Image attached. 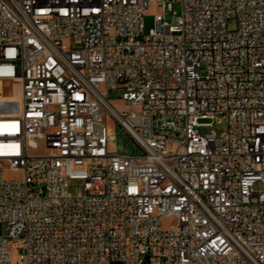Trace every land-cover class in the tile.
<instances>
[{
    "label": "built area",
    "instance_id": "obj_1",
    "mask_svg": "<svg viewBox=\"0 0 264 264\" xmlns=\"http://www.w3.org/2000/svg\"><path fill=\"white\" fill-rule=\"evenodd\" d=\"M4 81L0 264H264V0H0Z\"/></svg>",
    "mask_w": 264,
    "mask_h": 264
},
{
    "label": "rangeland",
    "instance_id": "obj_2",
    "mask_svg": "<svg viewBox=\"0 0 264 264\" xmlns=\"http://www.w3.org/2000/svg\"><path fill=\"white\" fill-rule=\"evenodd\" d=\"M173 10L180 15L181 14V6L180 4H175L173 7ZM160 13V10L157 9H150L149 12L144 16L143 18V24H144V32L146 35L150 33L152 29L155 28V16ZM172 13H168L165 15V20L170 21L171 20ZM236 28V22H230L229 23V29L233 30ZM119 95L118 92H112L111 93V99L113 102L117 105H121L119 101ZM2 97H11L13 99H10V101H3V104L10 105L11 109L17 110L20 105L16 101L20 97V87L18 83H13L12 81H4L0 82V98ZM10 102V103H9ZM203 123H210L211 121H202ZM109 128L110 130L117 135V146L118 150L121 154H129L131 151L134 153H142L141 150H139L138 146L134 141H128L124 139L123 131L118 127L115 129L113 125L109 122ZM201 133L209 134L211 132H216L218 135H222L226 131V121L221 120V122H214L211 127H205L199 129ZM43 150V148H41ZM40 151L39 153L43 152ZM7 178L14 179V178H21L22 173H14L7 169L6 171ZM82 181H73L69 187V193L72 196H78L82 192ZM264 187L262 185H256V190H261ZM175 223V220L170 217H165L163 219V228L169 229L173 224ZM7 225L1 224L0 225V235H3L6 233ZM20 258V251L14 250L12 251V261L13 264H17ZM119 264V263H117Z\"/></svg>",
    "mask_w": 264,
    "mask_h": 264
}]
</instances>
